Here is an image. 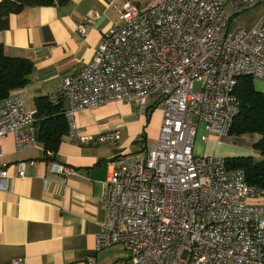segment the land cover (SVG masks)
I'll return each mask as SVG.
<instances>
[{
  "label": "built area",
  "instance_id": "obj_1",
  "mask_svg": "<svg viewBox=\"0 0 264 264\" xmlns=\"http://www.w3.org/2000/svg\"><path fill=\"white\" fill-rule=\"evenodd\" d=\"M252 10L259 12L253 25L232 24ZM97 17L85 18L78 32L86 36L85 25ZM119 21L101 32L92 62L52 98L62 105L67 135L81 144L120 138L117 131L81 135L75 115L82 110L121 102L161 113L152 149L139 138L135 153L108 163L96 250L121 245L130 254L123 264H264V190L228 169L225 158L194 151L199 131L203 144L228 136L239 111L237 79L264 80V0L126 2ZM37 123L20 91L0 100V141L12 136L15 152L37 147ZM49 166L58 176L73 173L58 162ZM25 167L16 164L19 178ZM9 186L0 165V191Z\"/></svg>",
  "mask_w": 264,
  "mask_h": 264
},
{
  "label": "crops",
  "instance_id": "obj_2",
  "mask_svg": "<svg viewBox=\"0 0 264 264\" xmlns=\"http://www.w3.org/2000/svg\"><path fill=\"white\" fill-rule=\"evenodd\" d=\"M146 1L64 0L52 6L24 7L9 16L7 28L0 31V45L6 55L25 58L33 66L29 83L19 90L25 108L37 111L36 100L44 98L62 110L52 100L62 81L92 62L101 32L121 23L119 15L126 2L144 5ZM92 14L98 17L85 25L87 34L82 36L78 26ZM254 79L258 78L253 83ZM254 87L264 94L263 79ZM136 111L132 104L116 102L76 113L81 135L117 131L120 138L116 142L81 144L66 134L57 152L48 156L38 139L37 147L23 152H15L12 136L0 141V165L5 167L10 185L6 192L0 191V264L15 260L22 264H123L129 259L121 245L97 251L96 236L104 221L100 200L108 163L116 156L135 153L142 135L145 147L152 149L158 136L161 113L149 110L141 115ZM39 119L37 116V132ZM219 144L214 145L213 153ZM225 147L231 153L223 158L251 156L248 150ZM19 161L26 162L23 178L17 176ZM52 161L73 173L55 175L49 166ZM259 202L264 204V200Z\"/></svg>",
  "mask_w": 264,
  "mask_h": 264
},
{
  "label": "trees",
  "instance_id": "obj_3",
  "mask_svg": "<svg viewBox=\"0 0 264 264\" xmlns=\"http://www.w3.org/2000/svg\"><path fill=\"white\" fill-rule=\"evenodd\" d=\"M64 0H1L0 31L8 26L9 16L19 13L24 7L52 6ZM33 71L32 63L25 58H14L5 54L0 45V100L14 91L23 89ZM239 100V111L233 120L228 136L242 137L256 135L252 148L260 155V160L253 157H231L226 159L228 169H240L244 172L247 183L264 190V96L254 87L253 78L239 77L235 88ZM39 129L37 139L45 153H56L61 139L68 134V128L59 104L53 106L44 98L36 100ZM144 142V136L140 137ZM139 140L136 142L138 144Z\"/></svg>",
  "mask_w": 264,
  "mask_h": 264
},
{
  "label": "rangeland",
  "instance_id": "obj_4",
  "mask_svg": "<svg viewBox=\"0 0 264 264\" xmlns=\"http://www.w3.org/2000/svg\"><path fill=\"white\" fill-rule=\"evenodd\" d=\"M258 16H259L258 10H252V11H249L248 13L236 16L233 19L232 24L233 25L234 24H243V25L251 26L257 20ZM258 81H259V79H254V85ZM198 89H199V85L196 84L195 90H198ZM151 102H152L151 100L148 101L149 104ZM132 107H133L134 111L137 110L136 111L137 113H139L141 115H145L144 113H140L139 110L137 109V107H135V105L132 104ZM153 111L155 114V112L158 110L156 109ZM193 122H196L195 118L193 119ZM202 133H203L202 131H199L198 136H197L196 141H195L194 149H195L196 155L210 156V155L214 154L217 157H221V156L229 157L228 154L230 155L231 151L229 149H227L225 146H235L237 148L248 150L251 153V157H253L254 161L260 160L261 156L258 155V153L252 148L253 140H255L257 138L256 135H245L242 137L227 136L224 139H222L220 144L217 146L215 152L213 153L214 145H215L214 138L211 137L210 140L206 144H203L200 142V135ZM225 155H227V156H225ZM244 156H246V155H244ZM186 258H187V252L185 251V252H183V254L181 256V259L185 260Z\"/></svg>",
  "mask_w": 264,
  "mask_h": 264
}]
</instances>
